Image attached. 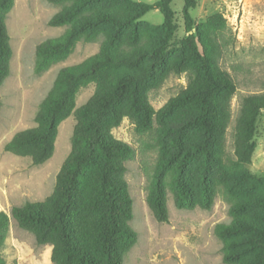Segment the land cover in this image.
<instances>
[{
    "label": "rangeland",
    "instance_id": "1",
    "mask_svg": "<svg viewBox=\"0 0 264 264\" xmlns=\"http://www.w3.org/2000/svg\"><path fill=\"white\" fill-rule=\"evenodd\" d=\"M157 0H13L6 14L11 57L9 74L0 85V210L9 215V227L0 256L7 264H53L51 245L38 244L31 232L20 228L10 216V208L25 201H40L54 186L55 176L70 150L75 123L73 114L56 126L52 155L34 165L29 157L4 151L3 146L18 131L34 127V116L41 100L52 87L59 69L100 56L105 36L113 30L106 22L97 23L89 41L73 42L66 57H57L45 70L35 73V47L47 38L62 35L84 19L95 21L99 14L117 18L135 13L134 3L152 4ZM189 9L193 26L201 34L210 33L219 48L218 63L234 81V91L225 103L226 124L218 135L206 183L214 191L212 206H202L205 157L189 162L184 179L192 193L189 207L177 208L173 166L162 173L168 219L157 221L147 205L152 181L169 152L166 139L174 126L192 112L193 100L186 90L199 69L191 58L192 46L182 15L183 0H172V37L165 61L156 65L153 51L163 33L164 18L151 9L125 25L117 41L108 49L113 55L128 58V63L108 71L113 81L123 75L144 74L143 91L153 108L150 117L142 113L125 116L111 129L115 139L128 143L132 156L125 161L124 179L132 200V218L128 225L136 232L132 246L123 255V264H264V108L259 111L250 141L253 151L248 162H239L234 154V128L240 100L249 93H264V0H194ZM63 5L71 8L68 22L48 25L50 17ZM197 43V42H196ZM199 49V46L197 44ZM93 82L79 83L72 96L73 108L83 104L94 92ZM183 96L179 107L168 115L157 111L170 98ZM132 98L128 93L123 106ZM200 139L197 129H189L184 149ZM100 161L87 167L79 180L74 214L84 222L88 218L86 202L97 193ZM217 223H234L240 232L226 239L214 232ZM228 244V249L224 245ZM226 255V261L224 259Z\"/></svg>",
    "mask_w": 264,
    "mask_h": 264
},
{
    "label": "trees",
    "instance_id": "2",
    "mask_svg": "<svg viewBox=\"0 0 264 264\" xmlns=\"http://www.w3.org/2000/svg\"><path fill=\"white\" fill-rule=\"evenodd\" d=\"M58 4L62 0H46ZM92 0H85L89 2ZM110 1V0H99ZM172 0H157L152 4L134 3L135 13L129 17L117 18L109 14H99L95 21L84 19L77 26L69 27L62 35L47 38L36 45L33 70H45L57 57L64 58L76 40L89 41L97 23L106 22L113 30L105 36V47L100 56H92L84 61L58 70L51 89L41 100L34 116V127L16 132L3 146L4 151L16 156L29 157L34 165L46 161L53 153L57 123L69 114L74 116V126L70 139V150L55 176L51 193L40 201H25L10 208V216L17 225L31 232L38 244L51 245L50 260L53 264H123V255L132 246L136 232L128 225L132 218V200L124 179L125 161L132 154V147L115 139L111 129L119 125L125 116L142 113L150 117L154 113L143 91L144 74L123 75L109 81L108 71L118 65L128 63V58L113 55L108 49L117 41L122 28L132 24L145 12L157 8L163 15V33L153 51L154 63L162 64L168 54V43L172 37ZM13 0H0V85L9 74L11 48L6 31L5 17ZM194 0H183L182 15L185 28H193L189 9ZM71 8L63 5L48 20L50 26H60L69 21ZM192 46L191 58L199 73L189 83L186 98L192 99L194 107L178 122L172 136L166 139L169 152L152 181V190L147 205L157 221L168 219L166 196L162 173L173 166L176 192L174 203L177 208L192 204V193L184 179L190 161L198 155L205 157L203 174L202 206L209 209L214 199L213 189L206 183L213 150L218 135L226 124L225 103L234 91V81L219 63V48L215 38L208 32L188 35ZM197 42V43H196ZM199 46V49L197 47ZM95 84L92 95L80 106L73 108L72 96L79 83ZM132 92L127 106L123 102ZM183 96L170 98L157 111L158 116L173 112ZM264 108V93H249L240 100L234 128V154L237 161L248 162L253 151L250 141L259 111ZM197 129L200 139L189 150L184 149L187 131ZM100 161L94 198L86 205V220L81 222L74 214L78 201L79 180L84 170ZM9 227V215L0 210V247L4 244ZM215 234L226 239L240 232L234 223H217ZM228 249V244L224 249ZM226 261V255L224 257ZM0 264H7L0 256ZM238 264V263H235Z\"/></svg>",
    "mask_w": 264,
    "mask_h": 264
}]
</instances>
